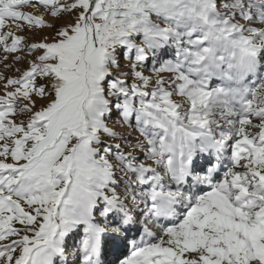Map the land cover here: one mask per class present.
Instances as JSON below:
<instances>
[{
	"label": "snow or ice",
	"instance_id": "6c2138e0",
	"mask_svg": "<svg viewBox=\"0 0 264 264\" xmlns=\"http://www.w3.org/2000/svg\"><path fill=\"white\" fill-rule=\"evenodd\" d=\"M0 264H264V0H0Z\"/></svg>",
	"mask_w": 264,
	"mask_h": 264
},
{
	"label": "rangeland",
	"instance_id": "374dc122",
	"mask_svg": "<svg viewBox=\"0 0 264 264\" xmlns=\"http://www.w3.org/2000/svg\"><path fill=\"white\" fill-rule=\"evenodd\" d=\"M19 67H23V65H18ZM9 75H14V73L9 72Z\"/></svg>",
	"mask_w": 264,
	"mask_h": 264
}]
</instances>
